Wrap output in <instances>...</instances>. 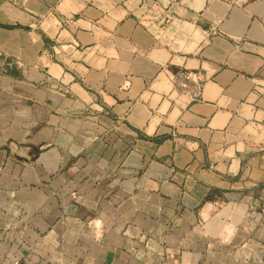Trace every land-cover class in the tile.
<instances>
[{"label": "crops", "instance_id": "crops-1", "mask_svg": "<svg viewBox=\"0 0 264 264\" xmlns=\"http://www.w3.org/2000/svg\"><path fill=\"white\" fill-rule=\"evenodd\" d=\"M0 264H264V0H0Z\"/></svg>", "mask_w": 264, "mask_h": 264}]
</instances>
